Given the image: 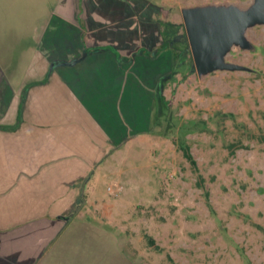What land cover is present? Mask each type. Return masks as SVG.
<instances>
[{"label": "crops", "instance_id": "obj_1", "mask_svg": "<svg viewBox=\"0 0 264 264\" xmlns=\"http://www.w3.org/2000/svg\"><path fill=\"white\" fill-rule=\"evenodd\" d=\"M138 1L0 0V264H103L113 220L78 196L147 139L169 69L167 12Z\"/></svg>", "mask_w": 264, "mask_h": 264}, {"label": "rangeland", "instance_id": "obj_2", "mask_svg": "<svg viewBox=\"0 0 264 264\" xmlns=\"http://www.w3.org/2000/svg\"><path fill=\"white\" fill-rule=\"evenodd\" d=\"M145 1L167 12L166 105L155 100L145 141L108 154L87 188L96 194L78 196L113 220L95 247L103 264H264V23L246 28L245 43L222 57L241 69L198 74L183 17L188 8L246 9L254 0ZM114 185L119 190L109 193ZM83 207L79 212L93 213Z\"/></svg>", "mask_w": 264, "mask_h": 264}, {"label": "water", "instance_id": "obj_3", "mask_svg": "<svg viewBox=\"0 0 264 264\" xmlns=\"http://www.w3.org/2000/svg\"><path fill=\"white\" fill-rule=\"evenodd\" d=\"M184 27L193 66L198 74L238 70L241 66L222 57L233 44L243 45V32L264 23V0H254L246 9L235 5H208L184 10Z\"/></svg>", "mask_w": 264, "mask_h": 264}, {"label": "trees", "instance_id": "obj_4", "mask_svg": "<svg viewBox=\"0 0 264 264\" xmlns=\"http://www.w3.org/2000/svg\"><path fill=\"white\" fill-rule=\"evenodd\" d=\"M165 45L168 46L167 39L165 40V42H164L162 47H164ZM156 99L158 101H161L163 105H166L165 102H164V98L161 96V89H160L159 86H158L157 91H156ZM0 128H3V126H0ZM178 147L181 149L184 157L187 160H189L190 163L195 164V161L193 160V157H192V155L190 153V148H189L188 144L186 142H184V140H181V142H178Z\"/></svg>", "mask_w": 264, "mask_h": 264}, {"label": "built area", "instance_id": "obj_5", "mask_svg": "<svg viewBox=\"0 0 264 264\" xmlns=\"http://www.w3.org/2000/svg\"><path fill=\"white\" fill-rule=\"evenodd\" d=\"M115 188L113 186H108L107 187V190L109 193H115L117 190H119L118 186L117 185H114Z\"/></svg>", "mask_w": 264, "mask_h": 264}]
</instances>
